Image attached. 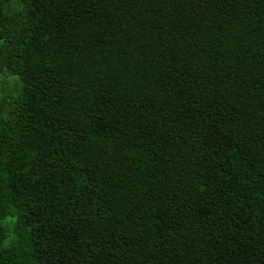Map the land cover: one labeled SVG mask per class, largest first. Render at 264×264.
Returning <instances> with one entry per match:
<instances>
[{"label": "trees", "instance_id": "16d2710c", "mask_svg": "<svg viewBox=\"0 0 264 264\" xmlns=\"http://www.w3.org/2000/svg\"><path fill=\"white\" fill-rule=\"evenodd\" d=\"M0 264H264V0H0Z\"/></svg>", "mask_w": 264, "mask_h": 264}, {"label": "rangeland", "instance_id": "374dc122", "mask_svg": "<svg viewBox=\"0 0 264 264\" xmlns=\"http://www.w3.org/2000/svg\"><path fill=\"white\" fill-rule=\"evenodd\" d=\"M1 85L4 92L15 91L19 88V82L14 76L7 77L4 81L1 82Z\"/></svg>", "mask_w": 264, "mask_h": 264}]
</instances>
